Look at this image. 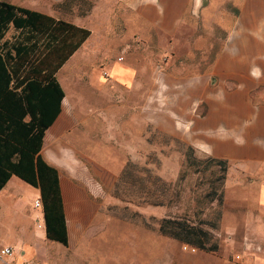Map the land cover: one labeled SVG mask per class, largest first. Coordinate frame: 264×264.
<instances>
[{"label": "rangeland", "instance_id": "rangeland-1", "mask_svg": "<svg viewBox=\"0 0 264 264\" xmlns=\"http://www.w3.org/2000/svg\"><path fill=\"white\" fill-rule=\"evenodd\" d=\"M6 1L76 24L87 19L96 0ZM15 33L11 27L6 39ZM111 41V51L105 54L92 49L88 39L56 73L65 97L59 126L46 131L41 154L58 168L62 181L68 245L48 240L45 224L37 225L39 210L33 201L31 220L20 221L13 212L10 233L9 223L0 216V250L12 247L10 255L0 254V264H257L253 247L261 241L253 231L244 237L241 230L227 229L244 223L225 216L232 208L225 199L219 204L218 194L225 189L223 169L159 127L167 89L155 93L151 83L158 59L165 81L169 53L158 58L160 49L152 41L123 47L117 37ZM220 46L218 41L193 44L210 58ZM114 62L131 68L130 82L115 75ZM129 161L135 167L122 176ZM155 175L162 182L155 181ZM150 189L165 190L167 203L149 204ZM164 217H189L209 230L205 246L217 244V250L193 251L184 247L187 243L160 234L158 220ZM259 261L264 262V248Z\"/></svg>", "mask_w": 264, "mask_h": 264}, {"label": "crops", "instance_id": "crops-1", "mask_svg": "<svg viewBox=\"0 0 264 264\" xmlns=\"http://www.w3.org/2000/svg\"><path fill=\"white\" fill-rule=\"evenodd\" d=\"M205 1L96 0L87 19L75 25L88 28L92 49L105 54L113 37L120 47L152 41L160 49L158 58L169 53L165 81L158 59L151 83L155 93L167 89L159 127L198 154L227 162L224 199L232 208L224 214L244 223L227 229L241 230L244 237L253 231L261 241L253 247L257 264H264L259 261L264 248V0ZM201 41L221 46L210 58L206 50L193 48ZM112 70L130 82V67L114 62ZM59 116L50 127L59 126ZM39 195L16 175L0 190V216L9 223V233L13 212L20 221L31 220L30 206Z\"/></svg>", "mask_w": 264, "mask_h": 264}, {"label": "trees", "instance_id": "trees-1", "mask_svg": "<svg viewBox=\"0 0 264 264\" xmlns=\"http://www.w3.org/2000/svg\"><path fill=\"white\" fill-rule=\"evenodd\" d=\"M11 27L16 33L6 39ZM90 36L91 31L85 27L0 0V190L13 175L38 188L46 236L65 246L69 232L58 168L47 162L41 152L46 131L57 120L65 97L56 73ZM188 148L195 150L189 145ZM206 157L223 169L220 180L225 186L227 162ZM134 167L127 162L122 176ZM152 177L161 181L157 175ZM223 189L218 194L220 205ZM159 192L150 189L147 202L165 205L168 193L161 189ZM208 194L216 195L211 191ZM158 231L194 248H218L217 244L205 246L210 241L209 230L189 217H164L158 220Z\"/></svg>", "mask_w": 264, "mask_h": 264}, {"label": "built area", "instance_id": "built-area-1", "mask_svg": "<svg viewBox=\"0 0 264 264\" xmlns=\"http://www.w3.org/2000/svg\"><path fill=\"white\" fill-rule=\"evenodd\" d=\"M108 72H105L104 75H107ZM42 199L39 197L37 198L36 200H34V208L39 210V212L37 213V216H36V220H37V225L38 226H43L45 224V221H44V208H43V204H42ZM185 248H188L190 247L193 251H196V248H192V246H189V245H185L184 246ZM12 247L8 246V247H3L1 250H0V254L2 256H7V255H10L12 253V250H11Z\"/></svg>", "mask_w": 264, "mask_h": 264}]
</instances>
